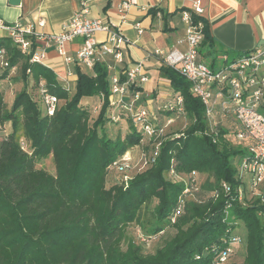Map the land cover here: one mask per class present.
<instances>
[{"label": "trees", "instance_id": "obj_1", "mask_svg": "<svg viewBox=\"0 0 264 264\" xmlns=\"http://www.w3.org/2000/svg\"><path fill=\"white\" fill-rule=\"evenodd\" d=\"M157 12L152 9L150 14ZM188 12L193 25H200L199 49L211 54L215 45L207 23ZM1 48L16 72L9 76L7 69L0 73V80L21 81L22 87L9 109L5 82L0 88V126L10 125L0 140V264H215L236 229L244 239L233 253L244 248L239 264H264V203L253 200L243 206L235 198L242 184L237 179V163L246 155L244 145L234 139L227 119L217 118L215 134L210 132L202 102L177 71L163 63L159 68L160 76L181 98L178 109L188 126L166 133V123L158 124L156 119L155 130L164 129V134L146 139L149 153L145 155L149 157L158 145L154 163L125 183L109 185L111 164L143 139L131 118L109 103L105 62H96L90 73L76 68L74 85L68 89L51 70L30 63L7 39L0 38ZM235 57L230 54L223 61ZM29 82L37 91L36 100L28 92ZM42 91L58 101L51 116ZM85 99L100 102L95 118ZM118 114L132 124L124 138L111 139L105 125L117 122ZM21 141L27 151L22 150ZM48 157L53 160L54 175L35 168L37 161ZM171 171L188 177L194 173L206 180L197 184L192 199H183L186 185L170 178ZM222 184L230 187L228 193ZM151 205V220L142 223L141 214ZM180 205L182 211L172 223L170 217ZM135 223L147 239L167 229L175 233L154 253L143 254L127 235Z\"/></svg>", "mask_w": 264, "mask_h": 264}, {"label": "built area", "instance_id": "obj_2", "mask_svg": "<svg viewBox=\"0 0 264 264\" xmlns=\"http://www.w3.org/2000/svg\"><path fill=\"white\" fill-rule=\"evenodd\" d=\"M130 1L121 3L120 13H125ZM190 11L198 16L202 13L199 3H194ZM186 27L185 36L179 43H184L186 51L183 53L169 52L162 58V63L174 69L189 84L190 92L199 98L205 109V117L210 132L215 134L217 118L227 119L233 128L234 139L244 145L246 155L237 163V179L240 183L236 190V199L241 205L249 204L253 200L264 203V47L254 49L242 54L233 61L225 62L217 69H210L198 59V49L203 36L200 25H193L192 17L188 11H183L180 17ZM44 20L35 22L7 24L0 20V32L5 39L29 58L30 63L43 64L44 48L36 47L34 41L42 38L45 46H53L62 56L64 62L85 65L91 69L96 62L111 58L112 63L123 62V50L129 42L118 30L112 29L100 19L88 16V2H81L80 9L76 11L61 31L54 35H42L36 28L44 27ZM137 33H142L140 24L136 23ZM104 33L105 40L97 41L96 34ZM76 39H81V45L75 58L67 56L64 46ZM154 55H161L154 51ZM223 60L226 58L223 57ZM8 69L9 76L15 75L16 67H9L5 49H0V73ZM123 78L110 77L109 103L117 107L121 113L131 118L135 127H138L142 139H158L164 134V129L155 130L156 117L142 105V93L135 90L147 81V77L140 72V68H128L122 73ZM5 80L4 82H6ZM0 80V88L4 83ZM133 87V88H132ZM47 114L53 115L57 99L45 91L41 92ZM181 105V98L177 99ZM119 114L115 120H119ZM168 121L166 126L171 124ZM23 151H27L24 141L20 142ZM158 154V145H155L149 157L143 156V166L154 163ZM130 168V158L127 154L114 161L111 171L125 172ZM169 177L175 181H183L185 189L183 199L193 197L197 192V175H175L171 171ZM185 178V179H184ZM225 193L230 187L222 184ZM180 205L174 215L170 217L173 223L181 213ZM228 212H226V215ZM243 238L238 229L230 234L228 247L221 252L215 264H224L234 253V250L243 244Z\"/></svg>", "mask_w": 264, "mask_h": 264}, {"label": "crops", "instance_id": "obj_3", "mask_svg": "<svg viewBox=\"0 0 264 264\" xmlns=\"http://www.w3.org/2000/svg\"><path fill=\"white\" fill-rule=\"evenodd\" d=\"M8 1L0 0V20L13 25L16 22L27 24L43 19L44 27L36 28L42 35L59 33L80 9L81 2H88L90 18L102 20L121 32L129 42L122 51V63L114 64L109 57L104 59L109 79L113 76L122 79L124 70L140 68V72L147 77V81L141 85V103L156 117L158 124H167L168 121L175 123L177 119L183 118L177 105L179 97L172 91L169 82L160 76L159 68L165 54L186 51L185 44L179 43L186 31L180 17L194 3H199L202 10L200 17L207 23L215 45L211 54L200 47L201 62L218 68L224 64L223 57L237 55L229 59L230 62L244 53L264 47V0H20L17 6H11ZM126 1H130V5L122 14L119 7ZM152 9L159 12L153 16L150 14ZM136 23L140 24V34L135 28ZM96 35L97 41L105 40L104 33ZM3 37L4 34L0 32V38ZM34 43L36 47L44 48L42 66L51 70L65 88L73 87L76 68L83 73H90L91 69L85 65L64 62L53 46L44 45L42 38L35 39ZM80 45L81 39L65 44L67 56L75 58ZM156 50L161 55H154ZM214 51L223 53L214 56Z\"/></svg>", "mask_w": 264, "mask_h": 264}, {"label": "rangeland", "instance_id": "obj_4", "mask_svg": "<svg viewBox=\"0 0 264 264\" xmlns=\"http://www.w3.org/2000/svg\"><path fill=\"white\" fill-rule=\"evenodd\" d=\"M33 85L32 82H29L28 84V92L31 94L33 99H37V91L33 87L30 86ZM22 87V82H16L14 79L10 80L9 84L7 82L4 83V99L6 103V108L9 109L13 97L16 94L17 91H19ZM84 103V102H83ZM87 108L91 110L92 117H96L97 113L100 108V102H91L90 100H87L86 104ZM109 116H110V112ZM114 116V113H112V117ZM119 120L117 122L112 121L111 123H107L105 125V131L106 134L111 138L115 139V137L124 138L130 131V125L132 124L125 115H119ZM116 118V115L114 119ZM188 121L186 119H177L176 122H171L170 125H168L165 129L166 133H178L182 131L186 126H188ZM10 131V125L8 123L4 124L3 126H0V140L9 133ZM149 147V143L146 139L142 140L140 145L129 149L124 154H127L130 158V168L127 169L125 172H116L113 171L108 176L109 185L115 182H127L133 175H135L138 172L143 171L146 167L143 166V156L148 154L147 151ZM123 154V155H124ZM36 169H41L46 171L47 173L54 175L55 169L53 160L51 157H48L46 159H40L37 161L35 165ZM185 179V178H184ZM206 180L205 176H197V182L198 184H201ZM193 193V197H194ZM201 194L199 195V197ZM193 197H189L188 199H192ZM153 205L147 207L144 209V211L141 214V222H147L151 220V212H152ZM175 231L173 229H167L164 233L157 235L152 238H148L144 235V230L138 225V224H131L127 229V235L128 237L133 241L134 244L141 247L143 254H152L154 253L158 248H160L169 237H171ZM238 252L233 254L224 264H239L242 261V257L244 256V248H238Z\"/></svg>", "mask_w": 264, "mask_h": 264}, {"label": "water", "instance_id": "obj_5", "mask_svg": "<svg viewBox=\"0 0 264 264\" xmlns=\"http://www.w3.org/2000/svg\"><path fill=\"white\" fill-rule=\"evenodd\" d=\"M11 6H17L20 2V0H9L8 1Z\"/></svg>", "mask_w": 264, "mask_h": 264}]
</instances>
